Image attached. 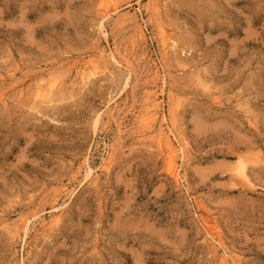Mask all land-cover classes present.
<instances>
[{"label": "rangeland", "instance_id": "rangeland-1", "mask_svg": "<svg viewBox=\"0 0 264 264\" xmlns=\"http://www.w3.org/2000/svg\"><path fill=\"white\" fill-rule=\"evenodd\" d=\"M0 264H264V0H0Z\"/></svg>", "mask_w": 264, "mask_h": 264}, {"label": "bare ground", "instance_id": "bare-ground-1", "mask_svg": "<svg viewBox=\"0 0 264 264\" xmlns=\"http://www.w3.org/2000/svg\"><path fill=\"white\" fill-rule=\"evenodd\" d=\"M102 54V53H101ZM101 54H100V56H101ZM112 54V53H111ZM102 56L104 57V55L102 54ZM101 56V57H102ZM115 57V56H114ZM110 58H111V56H110ZM113 58V57H112ZM93 60V59H92ZM111 60V59H110ZM115 60V59H114ZM91 61V60H90ZM116 61V60H115ZM94 62V61H93ZM88 63V62H87ZM91 64H92V62H91ZM93 65H95L94 63L92 64V66ZM96 66V65H95ZM92 68V67H91ZM95 73V72H94ZM56 84V83H55ZM52 89H53V83L52 84H49L47 87H45V88H41V90L36 94L38 97H42V98H44L47 94H49V93H51V91H52ZM48 96V95H47ZM46 96V97H47ZM46 99V98H45ZM168 140V148H169V152H168V154H167V162H168V166H169V168L172 170L173 169V154H175L174 152H176V149H175V146L173 145V142H172V140H170L169 138L167 139ZM160 144V143H159ZM158 144V145H159ZM247 168V167H246ZM246 168H245V165H244V163L243 162H241V161H239L238 162V164H237V166H236V173L238 174V175H240L241 177H246ZM90 171V170H89ZM88 174H89V172H88ZM26 220V219H25ZM26 223H28V222H26Z\"/></svg>", "mask_w": 264, "mask_h": 264}]
</instances>
